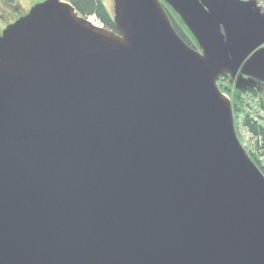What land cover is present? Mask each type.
<instances>
[{"label": "water", "instance_id": "water-1", "mask_svg": "<svg viewBox=\"0 0 264 264\" xmlns=\"http://www.w3.org/2000/svg\"><path fill=\"white\" fill-rule=\"evenodd\" d=\"M112 19L43 0L0 33V264H264V174L217 84L261 92L264 12L113 0Z\"/></svg>", "mask_w": 264, "mask_h": 264}, {"label": "trees", "instance_id": "trees-1", "mask_svg": "<svg viewBox=\"0 0 264 264\" xmlns=\"http://www.w3.org/2000/svg\"><path fill=\"white\" fill-rule=\"evenodd\" d=\"M2 1L5 2L6 4L13 3V0H2ZM65 1H67L74 7L78 15L83 16L85 18L93 16L99 21V23L103 27L107 28L108 30L115 31L112 14L108 11L107 7L105 6L102 0H65ZM169 11L171 12L170 9ZM168 15L170 17L171 23L175 31L190 47H192L189 42V39L193 40V38L189 36V33L185 32L183 28L184 25L182 24L181 20L177 16H175V14H173V16H171L170 14ZM243 93H250L253 95L260 94L255 90L243 91ZM241 94L242 93L239 91L233 92V98H232L233 112L234 114H236V112L243 113L241 115L244 118L243 119L244 124L255 134L256 137H258V139L260 140L259 141L260 149H262L264 153V124H263L264 121L262 122L261 120H259L261 119L260 116L258 119H254L252 117V114H250L249 112L246 113V108L243 110V107L241 105L238 106L239 103H237L236 100L240 98ZM260 101H261L260 108L264 111V101L262 99H260ZM256 164L259 166L261 172L264 174V163L262 165L256 162Z\"/></svg>", "mask_w": 264, "mask_h": 264}, {"label": "rangeland", "instance_id": "rangeland-1", "mask_svg": "<svg viewBox=\"0 0 264 264\" xmlns=\"http://www.w3.org/2000/svg\"><path fill=\"white\" fill-rule=\"evenodd\" d=\"M42 1L43 0H13V3L12 4H6L5 2H3L2 0H0V31L3 30L6 25L12 23L13 21H15L20 16L25 15L28 12V10L33 5H35L36 3L42 2ZM102 1L105 4V6L107 7L108 11L111 14H113V0H102ZM167 8H168L167 9L168 14H170L171 16H173L174 13L172 12V10L168 6H167ZM169 9L171 10V12L169 11ZM91 20H93V19H91ZM217 84H218V87H219L220 91L227 98L230 99V102L232 104L233 92L234 91H237V90L234 88V85L230 83L229 78L227 77L225 79L224 78L219 79L217 81ZM239 92L242 93L240 95V98L237 99V100L235 99L236 102L239 103L238 106L241 105L243 107V110L245 108H247L246 109V113L251 112L250 106L255 110V108H254L255 107L254 101H250V98H244L243 97V91H239ZM259 93H260L258 95L259 99H262L264 101V88L261 89V92H259ZM248 102H249L250 105L247 104ZM260 104H261V101H260ZM232 110H233V108H232ZM238 114L240 115V114H243V113L236 112V114H234V112H233V121H235V119H239ZM243 119L244 118L242 117V121H243ZM257 163L263 165V163H261V162H258L257 161Z\"/></svg>", "mask_w": 264, "mask_h": 264}, {"label": "built area", "instance_id": "built-area-1", "mask_svg": "<svg viewBox=\"0 0 264 264\" xmlns=\"http://www.w3.org/2000/svg\"><path fill=\"white\" fill-rule=\"evenodd\" d=\"M239 1H242V2L254 1L256 3V6L258 8H260V10L262 12H264V0H239ZM87 19H89L94 25L101 26V24L99 23V21L95 17L91 16V17H88ZM91 19H93V20H91ZM243 97L244 98H250V101H254L255 110L250 106L251 112H249V113L252 114V117L254 119H258L260 116L261 119H259V120H261L263 122L264 121V111L260 108L261 105H260V101H259L260 99H259L258 95H253L250 93H243ZM247 104L250 105L249 102ZM238 117H239V119H235V121H234V129H235V133L237 135V138L239 140L241 147L244 149V151L246 152L248 157L254 163L257 161L264 163V153H263L262 149H260V146H259L260 140L244 124V122L242 121L243 116H241V114H240V115H238ZM263 124H264V122H263Z\"/></svg>", "mask_w": 264, "mask_h": 264}, {"label": "flooded vegetation", "instance_id": "flooded-vegetation-1", "mask_svg": "<svg viewBox=\"0 0 264 264\" xmlns=\"http://www.w3.org/2000/svg\"><path fill=\"white\" fill-rule=\"evenodd\" d=\"M183 28H184L185 32L189 33L188 30H187L185 27H183ZM1 31H2V30H1ZM1 31H0V33H1ZM189 36H191L190 33H189ZM189 36H188V37H189ZM191 37H192V36H191ZM192 38H193V37H192ZM189 42H190V44H191V46H192L193 48H197L194 39H193V40L189 39ZM224 79H225V78H224ZM263 88H264V86H262V89H263Z\"/></svg>", "mask_w": 264, "mask_h": 264}]
</instances>
